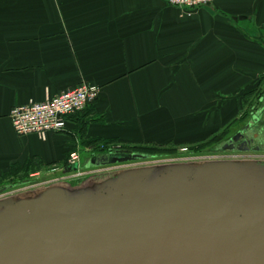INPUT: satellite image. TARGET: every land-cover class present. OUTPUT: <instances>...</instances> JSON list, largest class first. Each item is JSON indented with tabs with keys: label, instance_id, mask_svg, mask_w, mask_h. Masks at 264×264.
I'll use <instances>...</instances> for the list:
<instances>
[{
	"label": "crops",
	"instance_id": "1",
	"mask_svg": "<svg viewBox=\"0 0 264 264\" xmlns=\"http://www.w3.org/2000/svg\"><path fill=\"white\" fill-rule=\"evenodd\" d=\"M82 81L98 84L99 97L65 130L15 131L14 106ZM257 89L264 0H214L191 15L165 0H0V176L34 159L44 175L64 173L71 149L88 165L90 140L197 142Z\"/></svg>",
	"mask_w": 264,
	"mask_h": 264
},
{
	"label": "water",
	"instance_id": "2",
	"mask_svg": "<svg viewBox=\"0 0 264 264\" xmlns=\"http://www.w3.org/2000/svg\"><path fill=\"white\" fill-rule=\"evenodd\" d=\"M0 264H264V158L148 163L1 196Z\"/></svg>",
	"mask_w": 264,
	"mask_h": 264
},
{
	"label": "built area",
	"instance_id": "3",
	"mask_svg": "<svg viewBox=\"0 0 264 264\" xmlns=\"http://www.w3.org/2000/svg\"><path fill=\"white\" fill-rule=\"evenodd\" d=\"M165 1L168 4L184 8L186 13L191 15L199 7L210 5L214 0ZM100 91L101 87L98 84L82 81L77 86L67 88L54 97H48L43 101L30 100L25 104L16 105L10 111L13 127L19 135L36 133L44 138L48 132L65 130L67 118L86 111L88 106L97 100ZM180 153L192 155L193 152L188 147H182L180 148ZM69 165H78V168L77 170L61 173L59 177L55 178V181L79 180L91 173L87 171L88 167H84L78 150L70 152L66 166ZM115 168L117 169V167ZM58 170V167L52 168L53 172H59L60 170ZM99 172L101 171L91 174Z\"/></svg>",
	"mask_w": 264,
	"mask_h": 264
},
{
	"label": "rangeland",
	"instance_id": "4",
	"mask_svg": "<svg viewBox=\"0 0 264 264\" xmlns=\"http://www.w3.org/2000/svg\"><path fill=\"white\" fill-rule=\"evenodd\" d=\"M235 119H236L235 124L231 125L230 127V134L233 133L235 130H237L240 126H242L246 122H253L254 131L257 130L259 132V138L256 140V142H259V141L264 142V98L260 100L257 95H254L252 96V98L247 99L246 102L244 103V106L242 108L240 115L236 117ZM229 125L230 123H228L223 129L216 131L212 136L199 139L197 142H193V143L185 142V143H180V144L166 145V148H170L168 151L166 150L156 151L152 153L151 157L135 159V160L125 162V163L107 164L105 166L90 162L91 163L90 167L88 166L87 168L86 165H84V167L88 169L87 170L88 172L94 173L98 171L102 172L103 170L107 171L109 169L114 170L116 169L115 167H117L118 169V168H123V167L143 165V164H148V163H158V162H164V161L206 159V158H218V157H224V156L231 157L234 154L244 155V153H234V152H228V151L220 152L219 151V149L222 147L224 142L227 141L230 135V134H225V133L222 134L225 128H227V126ZM113 145L118 146L119 144H113ZM199 145L202 147L200 150L194 149V147L196 146L198 147ZM182 147H188L190 150H194L192 155L181 154L180 148ZM256 154L257 156H264V150L260 152H256ZM97 155H100V154H97ZM85 158L87 162L90 161L89 154H87ZM22 173L23 172L19 173V177L23 175ZM91 173L86 175V177L89 176ZM60 175L61 174H55V176L49 177L41 173L40 170H38L35 172H31L25 178L22 177V178L13 179L12 178L13 176H9V175H7L9 177L3 176L2 178H0V197L10 194V193L19 192V191L35 188L37 186L49 184L51 182H54L55 178L59 177ZM79 181H82V179L74 180L71 182L78 183Z\"/></svg>",
	"mask_w": 264,
	"mask_h": 264
},
{
	"label": "trees",
	"instance_id": "5",
	"mask_svg": "<svg viewBox=\"0 0 264 264\" xmlns=\"http://www.w3.org/2000/svg\"><path fill=\"white\" fill-rule=\"evenodd\" d=\"M264 91L262 89H257L252 92H249L246 94L247 97L257 95L259 99L261 100V97L263 96ZM249 99V98H247ZM93 104L89 105L88 108H90ZM87 108V109H88ZM235 119V118H234ZM232 120L230 122V125L225 128L222 134H230V127L231 125L235 124V120ZM238 119V118H237ZM221 134V135H222ZM232 135V133L229 135V137ZM224 136V135H223ZM228 137V138H229ZM88 145L93 146V153L94 155L97 154H107L110 151H116V150H123L124 152H136V153H141L148 155L149 157L152 156V153L156 151H168L170 148H166V145L170 144H152V143H139V144H120V145H113V141H106V140H90L87 142ZM202 147L199 145L198 147H194L196 150H200ZM72 151V149L69 151V153ZM194 150H191L193 152ZM132 161V160H131ZM129 162V161H126ZM118 163H125V162H117L114 164ZM43 168L42 162L40 160L34 159L26 162L23 166H14L11 170L8 172L4 173L3 175L0 176L2 178L3 176H13V179L17 178H22V177H27L31 172H35L38 170H41ZM23 172L22 176L19 177V173ZM7 176V177H9ZM6 178V177H5ZM11 178V180H12ZM10 180V179H9ZM8 180V181H9ZM80 182V181H79ZM78 182V183H79Z\"/></svg>",
	"mask_w": 264,
	"mask_h": 264
},
{
	"label": "flooded vegetation",
	"instance_id": "6",
	"mask_svg": "<svg viewBox=\"0 0 264 264\" xmlns=\"http://www.w3.org/2000/svg\"><path fill=\"white\" fill-rule=\"evenodd\" d=\"M254 117V115H253ZM257 119V118H256ZM253 122H246L235 130L232 135L227 139L226 142L219 149L220 152H234V153H244L234 154L231 157L224 158H235V157H255V158H264V156H257L256 152L264 150V142L256 140L259 138V132L254 131ZM236 135L237 139L234 140L233 136ZM258 143V144H257ZM229 156V155H228ZM91 162L97 164L98 158H94V155L91 157ZM91 163L88 164L90 167ZM98 165H107V164H98ZM87 166V167H88Z\"/></svg>",
	"mask_w": 264,
	"mask_h": 264
}]
</instances>
